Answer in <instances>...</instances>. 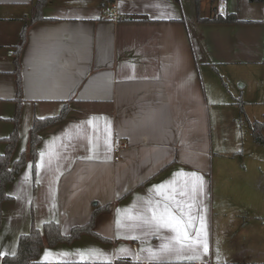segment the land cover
Here are the masks:
<instances>
[{"label": "crops", "instance_id": "0c3cea01", "mask_svg": "<svg viewBox=\"0 0 264 264\" xmlns=\"http://www.w3.org/2000/svg\"><path fill=\"white\" fill-rule=\"evenodd\" d=\"M200 1L121 0L124 20L113 22L104 18L105 0H50L32 23L35 0H0V155L16 127L14 161L28 151L36 118L69 109L42 132L36 173L29 160L7 186L1 258L16 254L33 227L54 222L68 237L96 213L91 232L45 246L34 263L156 264V254L160 264H264V219L229 225L232 200L213 183L223 172L209 117L222 101L205 82V72L240 67L261 68L264 80V2L212 0L203 16ZM216 14L237 21L211 22ZM25 27L16 125L14 58ZM166 205L198 241L193 248L181 250L176 233L157 226L153 213ZM220 234H249L259 245L215 249Z\"/></svg>", "mask_w": 264, "mask_h": 264}, {"label": "rangeland", "instance_id": "374dc122", "mask_svg": "<svg viewBox=\"0 0 264 264\" xmlns=\"http://www.w3.org/2000/svg\"><path fill=\"white\" fill-rule=\"evenodd\" d=\"M200 3L203 16L213 12L215 4L212 0H201ZM262 74L261 68L251 67L208 72V75L205 72L208 88L219 92L222 101L216 109L211 106L209 131L216 169L220 166L223 172V176L220 175L222 179L215 174L214 186L217 188V182L221 181L223 195L234 203H224L228 213L225 220L229 221V225L233 219L251 225L257 223L254 221L258 218L264 219V147L257 145L252 137L255 123L264 121ZM217 217L216 225L217 219H224L221 214ZM249 237V234H244L242 238L220 234L214 246L215 249L220 246L234 249L243 245L239 248L244 250L250 244L258 247L259 244L252 243Z\"/></svg>", "mask_w": 264, "mask_h": 264}, {"label": "trees", "instance_id": "16d2710c", "mask_svg": "<svg viewBox=\"0 0 264 264\" xmlns=\"http://www.w3.org/2000/svg\"><path fill=\"white\" fill-rule=\"evenodd\" d=\"M50 0H35L32 23L43 20L42 11ZM255 3H262L264 0H251ZM211 22L224 23V22H236L237 19L233 15L223 16L215 15ZM27 40V28L25 27L21 33L19 43L16 47L14 62L16 64L17 79H18V98H17V113L15 117V123L17 125L21 101H22V89H21V74H20V56ZM69 113V109L65 106L62 112L58 116L47 117L43 119L36 118L33 127L30 132L29 149L23 153L18 160H13L14 152L18 144V130L17 127L6 142V150L0 155V229L2 222V206L3 203L10 200L7 194V186L12 183L16 176L21 172L24 166L29 160L34 162V174L36 173V159L38 156L39 145L42 139V132L47 128L55 125L56 123L64 120ZM252 137L257 145L264 147V121L261 123H255L252 130ZM94 214L93 220L84 227L75 228L71 235L64 237L61 233L60 226L57 223L51 222L44 225L43 229L33 227L31 233L22 235L19 239L18 251L14 255H7L4 258L0 257V264H36L41 250L45 246L53 247L61 242H72L81 235L92 231L94 226Z\"/></svg>", "mask_w": 264, "mask_h": 264}, {"label": "snow or ice", "instance_id": "6c2138e0", "mask_svg": "<svg viewBox=\"0 0 264 264\" xmlns=\"http://www.w3.org/2000/svg\"><path fill=\"white\" fill-rule=\"evenodd\" d=\"M168 199H173L172 197H168ZM177 207H179V204L177 203ZM190 207V205H189ZM153 218L157 224L158 227H167L171 228L175 233V237L173 240L175 243L179 244L181 246V250L183 248H193V246L198 243V241H193L186 228H185V222L181 220L180 217L173 214L172 210L167 207V205L164 208V211L157 215L155 212L153 213ZM190 223V221H189ZM173 248L172 241H169L168 243L164 244L162 247L163 252H170ZM204 249L207 251V245L204 244ZM162 257L157 256L156 254H153V260L156 261V264H160L162 261Z\"/></svg>", "mask_w": 264, "mask_h": 264}, {"label": "built area", "instance_id": "2783aa9c", "mask_svg": "<svg viewBox=\"0 0 264 264\" xmlns=\"http://www.w3.org/2000/svg\"><path fill=\"white\" fill-rule=\"evenodd\" d=\"M121 0H105L102 11L104 18L109 21L113 22H121L124 20V17L121 16L118 10V4ZM226 3L222 2L221 7L219 9L220 12L226 11ZM122 145H118L117 147H120ZM119 158L116 157V160Z\"/></svg>", "mask_w": 264, "mask_h": 264}]
</instances>
